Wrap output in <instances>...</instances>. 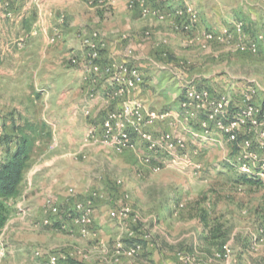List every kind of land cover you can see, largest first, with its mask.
<instances>
[{"label": "rangeland", "instance_id": "374dc122", "mask_svg": "<svg viewBox=\"0 0 264 264\" xmlns=\"http://www.w3.org/2000/svg\"><path fill=\"white\" fill-rule=\"evenodd\" d=\"M81 1L93 8L88 12L90 21L88 25L75 28L70 41L61 37L69 22L68 15L59 12L54 16L53 27L35 30L42 40L39 45L21 42L18 46L13 41L22 30L14 24L21 11L11 5L5 6L4 0H0V158L6 157L7 147H15V142L8 146L3 140L19 134L16 126L24 127L32 140L21 194L8 202L9 220L21 214L23 222L27 223V229L21 234L30 249L27 252L31 261L26 264H34L36 249L45 254L81 252L75 260L79 264L264 262V258L260 259L264 246V186L250 187L235 182L241 173L227 164L231 152L226 139L217 131L212 139H208L183 127L176 130L188 140L191 152L198 151L193 157L204 165L199 174L189 168L182 170L164 164L166 156L163 155L153 156L156 165H146L141 161V157L148 154L143 147L137 153L118 154L111 147L93 144L88 141V131L90 126L102 125L107 107L101 96L91 116L83 114L90 84L82 69L71 63L73 56L81 57L82 37L92 31H98L106 38L114 36L117 40L126 36L133 40L130 48L135 59L130 63L140 68L148 83L142 97L153 108L169 109L179 116L187 81L197 85L216 84L214 88L221 92L234 87L230 91L237 99L242 91L254 86L259 92L256 103L264 104V42L256 54L239 51L237 42L231 45L203 39L191 42L202 29L217 33L224 28L217 29L211 24L202 27V12L193 0L181 6L192 5L200 13V22L192 31L180 28L173 16L171 20L164 19L160 17L161 12L145 15L139 7L130 8V0L124 2L126 11H134L133 25L126 20L127 16L131 17L129 14L115 12L116 0L103 8L92 6L87 0ZM43 2L28 0L30 17H36ZM221 3L223 8L225 3ZM230 4L240 6L237 0ZM228 12L225 11L228 18L232 20L233 17L232 24L224 23L228 27L235 21L252 22L244 11H230L233 16ZM62 13L67 16V23L61 27ZM96 13L99 17L92 21L91 15ZM143 17L145 21L141 19ZM252 23L255 33L263 29L262 24ZM4 49L8 55L18 56L7 57ZM39 51H45L46 57ZM176 63L183 65L175 69L173 64ZM167 129V125L161 124L155 132L161 134ZM37 167L40 169L36 170ZM33 171L38 176L40 190L33 189L34 186L29 188L28 178ZM51 180L55 182L49 184ZM93 192L105 194L95 202L94 216L100 214L102 224H95L90 236L83 237L81 230L72 224L71 216L75 214L76 203L88 199ZM48 199L56 202L60 214L51 216L52 225L45 226L42 221L46 217ZM202 199L206 201L198 206L196 202ZM213 200L218 201L214 217L225 223L230 231L224 247L206 241L204 226L191 216L196 209L209 208ZM20 206L26 210V216L20 212ZM125 206L131 209L126 220L112 218L113 211ZM112 226L119 228L116 235L107 230ZM132 231L137 235L145 232L151 239L144 241L134 256L116 255V243L123 241L126 244ZM1 241L6 247L4 230ZM8 241L12 245L18 243L11 237ZM0 264L21 263H16L12 257L0 260Z\"/></svg>", "mask_w": 264, "mask_h": 264}, {"label": "built area", "instance_id": "2783aa9c", "mask_svg": "<svg viewBox=\"0 0 264 264\" xmlns=\"http://www.w3.org/2000/svg\"><path fill=\"white\" fill-rule=\"evenodd\" d=\"M92 6L104 7L111 0H87ZM130 8L139 7L145 15L160 14L159 9L150 6L149 0H130ZM177 24L183 30H190L200 21L199 11L192 5H185L174 11ZM65 13L61 14L60 26L67 23ZM58 32H60L57 29ZM146 34H150L146 32ZM127 37L124 36L123 40ZM203 39L207 42L226 43L237 42L236 47L243 53L256 54L260 44L264 42V29L254 35L246 30L243 21H236L232 27L224 26L220 32L201 30L191 42ZM55 41V38H54ZM82 55L73 56L71 63L80 67L85 74V80L90 84L87 102L83 106V114L90 117L99 98L104 101L107 110L102 125L90 126L87 137L93 144H103L111 147L116 153H137L143 147L147 155L141 157L142 163L156 165L153 156H166L164 164L169 163L182 170L192 169L199 174L204 165L196 161L193 155L198 151H190L188 140L177 133L183 127L192 130L198 137L212 139L214 131L219 132L227 141L231 156L227 163L240 173L256 177L264 182V104L258 105V89L254 86L242 91L237 99L230 89L224 92L216 90L212 85H197L186 82L184 96L180 102L181 115H175L171 110H157L142 97L148 86L145 75L140 68L127 60L111 59L104 63L109 41L98 31L84 35L81 41ZM179 69L182 63H176ZM104 78L103 89H98L100 79ZM167 125L168 129L157 134L159 125ZM198 129V130H197ZM199 131V133H196ZM161 163V164H163ZM158 165V164H157ZM155 170L159 168L154 167ZM74 192V189H70ZM105 197L104 193L93 192L87 198L75 205V214L71 216L73 224L81 230L83 237H89L94 225L95 202ZM45 215L42 224L52 225L51 216L59 215L60 208L52 199L46 201ZM26 215V210L19 207ZM130 207L125 206L111 213L114 219L126 220ZM263 231V229H262ZM130 239L139 238L149 242L151 236L145 232L141 235L133 231ZM139 246H127L123 241L115 245L116 255L134 256ZM7 252L1 241L0 260ZM81 252L61 251L46 255L43 250L36 249L33 256L34 264H70ZM119 261V258L116 259ZM248 264V263H245Z\"/></svg>", "mask_w": 264, "mask_h": 264}, {"label": "crops", "instance_id": "0c3cea01", "mask_svg": "<svg viewBox=\"0 0 264 264\" xmlns=\"http://www.w3.org/2000/svg\"><path fill=\"white\" fill-rule=\"evenodd\" d=\"M33 1L35 2V0ZM193 1L194 3L198 5V7L200 8L202 12L201 13L202 15L201 26L202 27H204L205 24H211V26L217 29L218 28L220 29L221 27L226 26L224 23L227 24L231 22L232 24L233 17H231L232 20L229 19L228 14L226 15L225 11H229L228 13L231 16H233V14H231L230 11L236 10L237 13H240L239 11H244L249 16V19L252 22L256 21L259 26L262 24V28L264 29V0H237L240 6H234V4H230V3H233L234 0H193ZM221 1L225 3V5H223V8L221 7L222 6ZM184 2L188 3V0H149V4L152 8L159 9L161 11V15H160L161 18L170 19V17L173 16L172 18H174L175 20L177 19L174 17L173 13L177 8H180ZM115 3H116V9H117L115 12L117 13L124 12V13L129 14L131 17L127 16L126 20L129 21L128 23L133 25L132 15L134 14L133 13L134 11L125 10L126 6H125L124 0H116ZM4 5L5 6L11 5L16 10L21 11V16L19 17V19L16 21V24L14 25L17 29L22 30V31L20 32L18 38H16L14 41L12 40L13 42L18 43L17 44L18 46L22 45L21 42L23 43L29 42L28 43L29 45H31V43L33 42L34 45H39L42 40L40 36H36L35 30L36 29L38 30V28L40 27H43L42 29L44 30L50 27H53V23H56L54 16L59 12H66L68 15L69 22L67 24V28L65 32L61 35V37L63 40L70 41L73 38L75 28L83 27L84 25L89 24L90 19H89L88 12L91 11V9L93 10V8H89V6L84 1H81V0H44L42 7L39 8L40 10L39 13L36 15V17L32 18L29 16V13L27 11L28 6H29L28 0H4ZM95 17H99L97 13L96 15L95 14L91 15L92 21H94ZM261 18H263V21H261ZM141 19L146 20V18L144 17ZM97 20L98 21L101 20V17L97 18ZM20 22H22L21 26H23V29H20L21 28ZM252 22L245 21L246 30L250 33H255L256 29L254 30L253 28L254 23ZM53 30L55 31V29ZM26 32L27 34L24 35ZM133 37L137 38L136 35H134ZM107 39L109 41V49L105 53L104 63H107L113 58L124 60V61L127 60L129 62L131 61V59H135L133 50L130 48L131 47L130 45L131 43H133L132 42L133 40L132 41L128 39L117 40V38L114 36L107 37ZM29 45L27 46V48L29 47ZM176 50L178 51V48H176ZM80 52L82 55L81 45H80ZM6 53L7 52L4 49V54ZM39 54H41L42 57H46L45 51H39ZM6 56L11 57L14 55L13 53L11 55L10 54L8 55L7 53ZM17 56L18 55H15L14 57H17ZM212 80L216 81V78H213ZM104 82H105L104 78L100 79V83L98 87L103 89ZM215 85L216 84H214L213 86ZM38 169L40 168L37 167L36 170ZM37 177L38 176L35 171H33L31 175H29L28 185L30 189L32 188V186H34L33 189H36V188H38L39 190L41 189L40 184H38ZM53 182L55 181L51 180V183L49 184H52ZM101 219H102V216H100V214H95L94 225L102 224ZM23 221H24L23 215L18 214L17 217H14L13 219L9 220L7 225L4 228V236H5V239L7 238L6 247H5L7 254L5 258L6 260H10V258L13 257L16 260V263L26 264L27 262L31 261V257H29V254H28L29 252H27L30 249H28V247L26 246V243H25L26 241H23L25 239H21V234L23 233L24 230L27 229V223H24ZM68 222H70V219ZM200 225L202 224L200 223ZM94 228L96 230V227ZM118 229L119 228H116V226L107 227V230L111 232L112 235H116L118 232ZM98 231L102 232V230H98ZM9 237L14 238L15 240H17L18 243H16V245L9 244V241H8ZM261 254L262 256L260 257V259H263L264 258V246L261 247ZM46 255H49V253H47ZM258 264H264V262L258 263Z\"/></svg>", "mask_w": 264, "mask_h": 264}, {"label": "trees", "instance_id": "16d2710c", "mask_svg": "<svg viewBox=\"0 0 264 264\" xmlns=\"http://www.w3.org/2000/svg\"><path fill=\"white\" fill-rule=\"evenodd\" d=\"M16 130L19 134L16 137H5L3 142L8 145L15 142L14 148L7 147V155L0 158V246L2 233L8 223L10 217L9 200L17 198L21 194V185L25 179V171L29 166L31 158L32 140L30 136L24 132V127L18 125ZM228 164V163H227ZM229 165V164H228ZM233 168L231 165H229ZM235 182L238 185H247L250 187H262L264 182L256 177L245 174L238 175ZM206 200L197 201L198 206ZM217 200L210 203V207H205L198 211L192 212V218H197L199 223L204 226V238L210 243H214L217 247H224L229 239L230 231L226 224L220 221L218 217H214ZM196 205L195 208L198 207ZM143 240L129 239L127 246L143 244ZM70 264H79L74 259L70 260Z\"/></svg>", "mask_w": 264, "mask_h": 264}]
</instances>
